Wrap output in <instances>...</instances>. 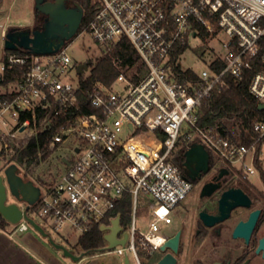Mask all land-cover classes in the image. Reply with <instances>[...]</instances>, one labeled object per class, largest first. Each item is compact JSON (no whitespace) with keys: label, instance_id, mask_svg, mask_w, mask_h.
<instances>
[{"label":"built area","instance_id":"2783aa9c","mask_svg":"<svg viewBox=\"0 0 264 264\" xmlns=\"http://www.w3.org/2000/svg\"><path fill=\"white\" fill-rule=\"evenodd\" d=\"M91 8L93 17L78 34L93 38L117 76L109 85L96 82L89 100L81 101L91 64L79 73L83 62L71 54V41L49 54L5 53L0 60V157L17 164L19 173V155L37 140L33 173L29 178L19 174L40 187V195L22 209L28 207L27 215L48 235L79 240L104 225L102 252L158 264L169 251L161 246L170 238L160 224L173 222L176 207L192 188L176 159L183 141L188 149L202 144L216 166L234 168L248 180L258 175L264 185V114L246 142L200 123L205 101L254 68L249 90L264 106V0H91ZM192 38L223 43V49L213 48L218 54L201 74L181 64ZM124 40L139 63L125 64L114 53ZM7 72L16 77L1 84ZM41 136H48L43 146ZM64 144L70 153L43 167ZM126 196L131 212L123 224L118 206ZM142 205L145 229L138 225ZM116 218L118 239L128 237L110 248L105 235ZM30 227L23 216L14 231Z\"/></svg>","mask_w":264,"mask_h":264},{"label":"water","instance_id":"95a60500","mask_svg":"<svg viewBox=\"0 0 264 264\" xmlns=\"http://www.w3.org/2000/svg\"><path fill=\"white\" fill-rule=\"evenodd\" d=\"M67 1L69 0H35V8L46 15L43 26L41 28L15 27L8 30L4 36L5 49H23L35 54H49L61 49L79 33L84 17V9L80 5L68 6ZM91 63V59L81 63L78 66L79 73L82 74L87 71ZM259 109H264V106L260 105ZM185 155L187 158L186 165L194 162L205 170L208 169L210 154L202 144L194 143L186 151ZM8 190L11 191L15 198L29 204L35 203L40 195V187L35 185L32 180H25L18 173V165L15 163L6 168L4 175L0 174V213L12 224H17L25 216L34 229L38 230L42 235L48 236L51 244L63 250L65 255L76 260L80 258V256L75 255L64 244L56 242L48 235L42 225L28 216L26 213L28 207L26 210H23L16 201L8 202ZM241 204H249V202L231 201L224 197L221 201L220 215L208 216L206 213H202V216L205 218L207 224L211 226L216 222L227 219L230 216L231 210ZM259 213L260 211L256 210L252 212L246 222L240 221L235 228L234 235L245 234L248 236L256 223ZM208 217L211 220L208 221ZM101 229L104 230L106 227L103 225ZM120 229L119 219L116 218L113 221L111 233L105 235V238L110 242V248L118 244H125L128 235L123 239H118L117 234ZM261 246H264V238L261 240ZM167 249H171L172 252H167L158 263L176 264L178 261L177 253L180 249V233L170 237L161 246L162 251H166ZM124 262L125 264H132L128 255L125 256Z\"/></svg>","mask_w":264,"mask_h":264},{"label":"flooded vegetation","instance_id":"af4514ba","mask_svg":"<svg viewBox=\"0 0 264 264\" xmlns=\"http://www.w3.org/2000/svg\"><path fill=\"white\" fill-rule=\"evenodd\" d=\"M186 161L185 155L184 159L178 162L192 181L190 192L194 194L195 200L191 206H181V203L174 211L178 217L176 220L178 228L170 237L180 233V249L176 264L179 262L188 225H193L191 241L199 248L203 246L211 248L213 256L210 262L200 258L192 264H264V246H261V240L264 238V185L260 187L254 184L234 168L216 166L211 156L207 170L194 162L186 165ZM224 197L249 204L234 207L227 219L208 225L202 213L208 216L220 215L221 201ZM256 210L260 213L249 235L235 236L234 231L238 223L246 222ZM207 220L211 218L208 217ZM168 252L172 250L169 249ZM148 264L156 262L150 261Z\"/></svg>","mask_w":264,"mask_h":264},{"label":"trees","instance_id":"16d2710c","mask_svg":"<svg viewBox=\"0 0 264 264\" xmlns=\"http://www.w3.org/2000/svg\"><path fill=\"white\" fill-rule=\"evenodd\" d=\"M68 5H80L84 9V17L80 27V31H82L93 17L91 0H69ZM34 12L35 22L33 28H41L45 22L46 15L36 8L34 9ZM12 28L15 27H10L8 30ZM8 52L27 53L28 51L23 49H5V53ZM114 53L121 56L124 59L125 64L135 65L139 63V57L135 49L127 40L122 41ZM93 64L94 63L92 62L90 65L91 67L93 66L90 75L82 81V91L79 93L81 101L89 100V94L94 91L96 82L100 81L109 85L118 74L109 57L100 59L95 66ZM218 65L223 67L222 63ZM255 70L256 68L248 70L244 79L238 83L231 80L230 87L216 91L211 98L205 101L202 111L203 116L200 121L202 126L212 127L221 131L225 135H230L245 142L250 139L254 122L264 114V110L259 109L258 100L249 90L250 80ZM188 75L189 77L194 76L191 71L188 72ZM15 77V73L7 72L5 73L4 80L1 84H6ZM181 79H184V76H181ZM47 138L48 136H41V146L45 145ZM36 141V139H33L28 149L22 152L18 157V164L23 166L19 173L23 171V176L26 178H28L29 174L33 173V168L31 166L37 152ZM188 144V141H183V145L179 148L176 154V159L178 161L184 159L185 152L189 146ZM118 210L122 212L121 222L127 224L130 220L131 212V200L129 196H126V198L119 204ZM12 227H14V224L10 223L0 213V229L7 230ZM104 244L105 240L103 232L99 226H95L89 232L79 237L77 246L80 247L84 255H93L102 252ZM152 261H155V259H152Z\"/></svg>","mask_w":264,"mask_h":264},{"label":"rangeland","instance_id":"374dc122","mask_svg":"<svg viewBox=\"0 0 264 264\" xmlns=\"http://www.w3.org/2000/svg\"><path fill=\"white\" fill-rule=\"evenodd\" d=\"M34 8H35V0H0V58L2 56V51L5 49L4 47V38L1 36V30L3 25L6 29L10 28V26H15L19 24V22H23L25 27L32 28L33 22L35 20V14H34ZM6 15H9V19H5ZM223 37V36H222ZM224 40V38H221ZM211 40V39H209ZM209 40H203L200 38H192L189 43V47L186 49L184 54L181 58V64L183 68L191 69L196 74H201L204 69L207 68V64L209 60L211 59V56H215L218 54L216 49H213L214 47L218 50L223 49V43L221 41H209ZM70 52L73 55V57L79 61V62H85L88 59H92L93 65L95 66L97 62L104 58L100 57L101 52L100 49L97 47L95 42L93 41V38L88 34H77L75 38L71 40V46H70ZM93 67V66H92ZM91 67V68H92ZM91 68L86 73L87 76L91 73ZM86 76V77H87ZM1 90V87H0ZM68 144H64L63 148H59L56 150L48 162H46L43 167H49L54 166L58 163L59 158L62 156L68 155L70 153V150L67 148ZM10 161L9 158H3L0 157V174L4 175L6 168L9 166ZM250 164V162H248ZM40 170L36 169V173H38ZM23 172V171H22ZM30 175H28V178ZM250 181L255 183L256 185L261 187V181L258 177V175H251L249 177ZM194 194L190 192L187 197L183 200L181 206H191L194 203ZM16 201L20 207L25 206V202L18 200L15 198L11 191L8 190V202H14ZM141 206V205H140ZM143 205L141 208V211L139 213V222L138 225L140 228L145 229L144 219H143ZM39 222H42L40 218L35 217ZM174 221L171 224H165L162 222L160 224L161 227V233L171 236L176 229L178 228V225L176 223L177 220V214H173ZM13 229V228H11ZM31 230L35 229L33 227H30ZM193 225L186 226L185 229V235L183 239V245L181 254L179 255V262L178 264H192L194 261L198 259H203L206 261H212L213 256H211V248H208L206 246H203L202 248H199L196 244H194L191 239L190 235L192 233ZM49 236H51L54 240L64 242V244L74 253H78L81 249L79 246H77L78 243V236L77 235H70L69 241L63 240L61 236H58L52 231H49ZM205 245V244H204ZM103 253V252H102ZM99 257H106V258H114L119 257L120 259H123L122 256H118L113 253H103L102 256ZM143 258H145L142 255ZM130 261L132 264H136L134 257L132 254L129 255Z\"/></svg>","mask_w":264,"mask_h":264},{"label":"crops","instance_id":"0c3cea01","mask_svg":"<svg viewBox=\"0 0 264 264\" xmlns=\"http://www.w3.org/2000/svg\"><path fill=\"white\" fill-rule=\"evenodd\" d=\"M3 18L8 20L9 15ZM34 22L31 25H34ZM1 26V36L4 38V33L8 31V28L6 29L3 25ZM25 26L27 25L23 22H19V24L13 27ZM4 54L5 49L2 51L0 60ZM12 228L13 229L7 230L0 229V264H125V256H122L123 259L119 257L109 259L106 257H99L106 252L84 255L80 250L78 253L73 252L75 255L80 256V258L76 260L65 255L63 250L52 245L49 237L42 235L38 230L35 229L34 231L29 228L25 231H14V227ZM55 241L64 244V242Z\"/></svg>","mask_w":264,"mask_h":264}]
</instances>
